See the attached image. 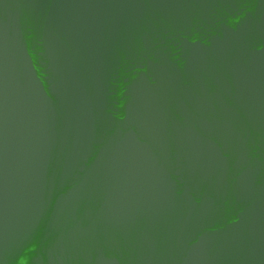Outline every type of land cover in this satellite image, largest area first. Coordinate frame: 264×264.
Returning <instances> with one entry per match:
<instances>
[{
  "label": "water",
  "instance_id": "water-1",
  "mask_svg": "<svg viewBox=\"0 0 264 264\" xmlns=\"http://www.w3.org/2000/svg\"><path fill=\"white\" fill-rule=\"evenodd\" d=\"M0 264H264V0H0Z\"/></svg>",
  "mask_w": 264,
  "mask_h": 264
}]
</instances>
